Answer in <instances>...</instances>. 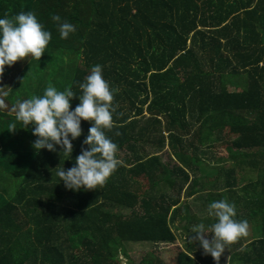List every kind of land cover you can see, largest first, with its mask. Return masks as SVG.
<instances>
[{"label":"trees","instance_id":"1","mask_svg":"<svg viewBox=\"0 0 264 264\" xmlns=\"http://www.w3.org/2000/svg\"><path fill=\"white\" fill-rule=\"evenodd\" d=\"M21 11L51 39L38 61L18 59L0 73V264H145L130 259L126 243L194 236L192 225L213 222L202 208L222 198L247 234L215 261L189 243L177 264H264V0H0V16ZM52 14L75 31L61 39ZM97 63L113 90L105 135L121 163L103 186L72 191L56 170L72 166L90 121L81 120L70 159L59 147L33 149L32 125L21 128L13 106L49 85L79 94ZM78 102L71 98L70 110ZM224 141L243 153L207 162L215 174L195 178L200 148ZM167 146L179 163L165 167L158 155ZM183 190L205 195V217Z\"/></svg>","mask_w":264,"mask_h":264},{"label":"clouds","instance_id":"2","mask_svg":"<svg viewBox=\"0 0 264 264\" xmlns=\"http://www.w3.org/2000/svg\"><path fill=\"white\" fill-rule=\"evenodd\" d=\"M51 20L56 22L61 39L75 31L74 25L62 20L58 14H52ZM50 39V31L43 27L32 11H21L11 17L0 16V73H3L5 65L11 66L18 59L38 61ZM78 88L80 92L75 94L70 87L66 86L61 91L49 85L42 94H33L13 106L14 119L23 125L21 128L32 125L31 132L35 136L31 144L33 149L57 151L59 147L60 153L70 156V159L71 141L81 135V120L90 121L72 166L56 170V176L65 189L72 191L103 186L121 163L116 156V143L105 135V130L113 126L115 107L112 104L113 90L103 78L99 63L90 67ZM74 96L79 102L70 110ZM206 215L213 218V222L207 226L203 222L192 225L190 233L194 236L187 240L195 247L198 245L202 254L210 255L215 261L229 244L247 234L248 224L244 219H235L234 204L223 198L209 202Z\"/></svg>","mask_w":264,"mask_h":264},{"label":"rangeland","instance_id":"3","mask_svg":"<svg viewBox=\"0 0 264 264\" xmlns=\"http://www.w3.org/2000/svg\"><path fill=\"white\" fill-rule=\"evenodd\" d=\"M238 81L235 82V84L231 83L230 87L232 88L231 90H236L240 89V85L237 83ZM237 86V87H236ZM230 129L227 130L229 132ZM231 139H233L235 136H232L230 133ZM233 141V140H232ZM200 144V143H198ZM233 146L230 145L228 142L224 141L223 143H219L217 145H211V143H206L205 146L200 148V158L202 159L203 162V173H198V176H195L198 180L204 178V172L205 171H210L209 173L215 174V169L212 170H206V163L210 164L209 169L212 167L213 164H216L218 162V157H228L229 154H238L243 153L242 150H237L236 148H232ZM212 152H215L212 155ZM189 153L192 156H197L195 155L194 150H190ZM214 156V161H209V159ZM205 157L206 160H205ZM158 158H160V164L162 166L169 165L171 166L174 163H179L178 160H176V156L174 155L173 151L169 146L165 148V151L159 153ZM229 163H232L233 161H227ZM243 175V174H241ZM193 178L194 175H191ZM139 191L141 190V187L143 188V192L145 193L147 189L149 188V183L146 180V178H139ZM242 183H245L243 180L242 182L239 183L241 185ZM141 184V186H140ZM188 200V204L190 205V209L192 213H196L202 217H205V214L202 213L201 211V200L203 199L205 201V195L204 194H198L194 195L193 197H186L185 196V190H183V197L182 199ZM207 207V206H206ZM206 207L202 208L204 212H206ZM177 238L173 243H160L159 245L151 244V243H145V242H140V243H133V242H128L126 243V251L128 256L130 257L131 260L135 262L143 261L145 264H177V256L180 252L186 251L187 246L189 244L188 240L190 237H188L184 231H176ZM122 261H126L124 257H121Z\"/></svg>","mask_w":264,"mask_h":264}]
</instances>
